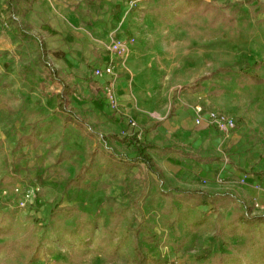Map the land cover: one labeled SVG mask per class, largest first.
<instances>
[{
    "label": "crops",
    "instance_id": "0c3cea01",
    "mask_svg": "<svg viewBox=\"0 0 264 264\" xmlns=\"http://www.w3.org/2000/svg\"><path fill=\"white\" fill-rule=\"evenodd\" d=\"M150 2L0 0V70L8 66L15 94L8 108L0 89V120L4 109L12 123L44 125V135L58 131L71 142L64 150L72 152L96 144L100 134L109 140L112 134H137L155 145L150 153L171 188L182 178L192 183L187 188L239 194L246 201L263 197L264 138L257 136L256 122L238 127L236 121L232 132H224L211 115L234 111L245 117L249 105L243 111L241 104L247 101L260 105L255 121L262 125L264 88L248 86L241 79L246 72L216 71L194 82L207 52L194 51L191 43L177 51L169 41L146 37L156 20ZM52 67L73 87L74 114L59 108L63 85L52 79ZM82 120L94 132H82ZM107 151L115 157L100 167L106 182L120 174L124 188L139 167L157 175L131 160L137 152L118 140Z\"/></svg>",
    "mask_w": 264,
    "mask_h": 264
},
{
    "label": "rangeland",
    "instance_id": "374dc122",
    "mask_svg": "<svg viewBox=\"0 0 264 264\" xmlns=\"http://www.w3.org/2000/svg\"><path fill=\"white\" fill-rule=\"evenodd\" d=\"M204 2L212 3L208 12H204ZM146 6L153 8L156 18L146 29V37L169 41L177 51L191 43L194 51L203 47L207 52L206 65L194 82L216 75V71L246 72L241 79L248 86L264 88V0H151ZM7 12V24L12 27V9L7 8ZM8 32L12 39V30ZM18 33L25 37L20 30ZM21 50V55L27 54ZM21 67L28 70L30 66ZM7 71L8 66L2 65L0 89L5 91L1 98L6 105L2 106L9 108L15 94ZM243 104L249 105L247 111ZM241 108L245 117L234 111L227 113L238 127L247 120L256 122V134L264 138V113L262 125L255 121L260 105L244 101ZM9 116L12 114L2 109L0 231L4 239L32 240V246L39 247L38 251L23 252L24 260L33 258L34 264H136V233L132 229L142 222L140 246L148 256L158 259L148 264H192L208 250L227 251L224 240L233 241L241 253L246 237L233 236L238 231L230 225L235 216L242 215L250 224L249 231L264 240V196L247 199V215L238 201L242 199L239 194L226 192L225 201L216 202L217 208L195 205V198L187 192L194 189L187 188L191 182L180 178L171 188L164 175L159 179L146 173L144 167L137 168L123 188L120 174L106 182L99 173L100 167L115 157L107 151L109 143H116L114 134L110 140L100 134L96 144L80 151H65L71 142L60 132L44 135V125H17ZM86 125L82 132L91 133L93 127L88 130ZM31 133L32 142L27 143L25 136ZM84 165L85 181L72 183ZM218 233L223 238L218 239Z\"/></svg>",
    "mask_w": 264,
    "mask_h": 264
},
{
    "label": "trees",
    "instance_id": "16d2710c",
    "mask_svg": "<svg viewBox=\"0 0 264 264\" xmlns=\"http://www.w3.org/2000/svg\"><path fill=\"white\" fill-rule=\"evenodd\" d=\"M12 0H10V3ZM205 10L204 12H208L211 7V2H204ZM26 34V33H23ZM52 79L58 80L62 83L63 87L60 93L58 94L59 99V108L64 112H68L70 114H74V108L70 107V96L73 94V87H71L65 80L55 74V68L52 67ZM82 122H84L82 120ZM86 123V122H84ZM32 133L28 136H25V141L27 143L32 142ZM114 139L120 140L126 147L135 150L137 152L136 156L131 160L144 162L148 169L157 174L158 178H162V174L156 166L154 158L152 157L150 151L155 149V145L147 143L146 141L140 140L137 134H128V135H112ZM86 166H83V169L76 175V177L71 181L72 183L84 182L86 179ZM191 193L195 198V205H209L212 204L213 208H217V201L221 200L225 201L227 196L226 193H210L203 189H193L187 191ZM243 206V214H249L250 207L248 202L245 199H238ZM59 205V204H58ZM58 205L56 207H58ZM55 210V209H54ZM115 211L111 214L115 216ZM257 217V216H256ZM143 225V222L137 227L133 228L129 225V229H132L136 233L135 238V251H136V264H148L152 262H157L158 259L152 256H148L144 249L140 246L139 243V231L140 227ZM235 229L237 228L233 236L238 238L239 236H245V241L241 244V253L237 252L238 246L233 244V241H225L224 245L227 247V251L225 252H213L212 250H208L206 253L200 254L196 257V260L192 264H234L236 261L244 260L247 264H264V240L258 239L255 235H253L249 231V223L244 219L242 215L235 216V218L230 222ZM5 235H2L0 231V264H34L35 259L27 258L24 260L23 252L29 250H39L38 246L33 247V241L27 240L22 241L21 239L10 238L4 239ZM222 234H216V237H221ZM26 261V262H25ZM202 262V263H201Z\"/></svg>",
    "mask_w": 264,
    "mask_h": 264
},
{
    "label": "built area",
    "instance_id": "2783aa9c",
    "mask_svg": "<svg viewBox=\"0 0 264 264\" xmlns=\"http://www.w3.org/2000/svg\"><path fill=\"white\" fill-rule=\"evenodd\" d=\"M213 123L224 132H231L235 128L234 118L227 112L212 113Z\"/></svg>",
    "mask_w": 264,
    "mask_h": 264
}]
</instances>
